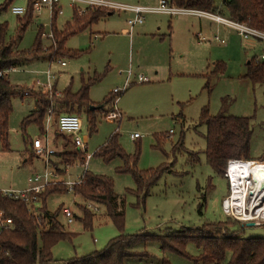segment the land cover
I'll list each match as a JSON object with an SVG mask.
<instances>
[{
  "label": "rangeland",
  "instance_id": "374dc122",
  "mask_svg": "<svg viewBox=\"0 0 264 264\" xmlns=\"http://www.w3.org/2000/svg\"><path fill=\"white\" fill-rule=\"evenodd\" d=\"M7 1L0 0V5ZM111 1L124 6L156 7L160 0ZM24 5L23 0H15L13 3V6ZM60 6L63 11L57 18L60 32L72 22L75 11L82 17L96 9L88 8L85 13L79 12L78 9L74 10L70 0H60ZM77 7L85 8L80 4ZM220 15L228 18L225 9ZM145 17L146 32L142 29L144 25L138 26L132 36L127 37L123 30L127 29V22L133 15L124 11L111 13L69 39L66 48L81 52L78 59L54 62L39 60L7 73L11 83L26 91L25 97L30 93L36 98V94L41 92L48 94L57 90L62 94L71 86L78 91L82 77L87 80L88 74L96 71L94 74L101 75V79L90 91V99L96 103L110 98L114 89H123L126 82H129V87L121 95L117 105L121 114L119 121L99 119L98 132L91 134L86 116L77 115L83 122L82 136L89 139L87 154L91 159L85 160L87 164L67 166L63 163L59 157L61 154L73 155L78 152L84 158L86 156L75 149L70 138L60 135V141L66 146L64 149H56L52 167L57 178L53 185L66 187L64 193L48 197L45 211L51 216L59 212L57 219L64 231L75 236L61 241L53 248L54 264H66L75 258L101 251L119 235L117 227L103 207L92 204L90 209V202L69 191L66 183L78 182L87 171L113 179L119 200H125L123 209L126 235H174L184 228H200L210 223L241 222L236 211L234 217H228L223 211V201L230 194L229 184L225 175L224 178L216 175L207 163L204 154L207 129L199 125V119L206 107L211 116L251 118L254 131L251 159L259 160L264 152V83H254L246 76L248 63L261 55L262 48L245 42L235 30L206 18L155 14ZM18 18L11 9L0 12V29L2 25L8 26L7 40L16 36ZM52 19L47 11L35 14L18 49L31 50L40 29L44 33L43 49H50L53 46L50 38ZM222 41L226 44H222ZM62 62L66 63V67H62ZM217 66L222 67V70H218ZM48 73L55 75L51 91H46L49 84ZM141 78L145 82H140ZM113 104L106 106L112 110L107 117L114 111ZM34 106L32 99L16 98L13 101V113L9 120V150H4L0 141V191L27 190L29 178L44 171L43 161L37 158L36 152L26 142L46 137V119L43 133L40 126L34 124L27 128L25 134L22 132V122ZM52 120L55 122L56 117L53 116ZM53 128L57 132L55 125ZM114 134L120 136L121 146L130 155L140 146L141 154L137 165L139 171L157 169L164 163L175 161L177 175L163 176L145 201L128 194L126 191H135L136 185L130 175L118 173L123 162L117 159L105 163L102 159L93 157ZM134 134H139L141 138L132 140L131 135ZM158 135L167 139L163 149L169 156L173 145L181 139L184 150L176 157L172 155L166 159L161 150L155 149ZM56 138V133L49 132L50 146L53 147ZM194 153L200 154L198 163H195V157H190ZM69 167L71 169L67 174ZM42 195L39 204L33 206L37 214L42 212ZM85 208L94 215L89 229L80 220ZM64 209H70L76 217L73 224H68ZM233 226L228 227L233 230ZM243 236L264 238V226L249 227ZM133 250L149 253V257L141 261L130 259L125 264H159L164 257L171 264H191L174 255L164 256L155 243L139 244ZM188 253L196 257L200 251L194 244H190Z\"/></svg>",
  "mask_w": 264,
  "mask_h": 264
},
{
  "label": "trees",
  "instance_id": "16d2710c",
  "mask_svg": "<svg viewBox=\"0 0 264 264\" xmlns=\"http://www.w3.org/2000/svg\"><path fill=\"white\" fill-rule=\"evenodd\" d=\"M170 5L199 10L209 13H221L222 6L228 18L233 21L248 24L249 26L264 31V0H168ZM15 0H8L0 5V12L11 9ZM90 14L78 16L75 11L72 22L65 26L60 32L57 28L58 11L52 19V42L53 46L43 49V30L40 29L33 48L29 51H20L19 44L33 21L35 16L32 5L28 7L23 18H18L16 36L7 40L8 26L2 25L0 29V141L4 150H9V120L13 113V101L16 98H24L26 91L11 83L6 73L19 69L27 64L39 60L54 62L62 59H78L81 52L71 51L66 48L70 38L83 32L100 19L109 16L111 12L105 9H92ZM218 70L222 67L217 66ZM101 75H94L87 80L82 77L81 88L74 93L73 88L68 87L61 95L53 93L36 94V109L22 122V132L25 134L30 125H38L42 133L44 121L48 111H53L56 121V141H60L62 135L57 129L60 116L85 115L89 124L91 134L98 132L99 119H105L113 103V99L106 98L102 103L95 104L90 99L92 87L100 81ZM247 79L254 83H264V65L253 61L248 63ZM27 96V95H26ZM31 96V94L29 95ZM251 118H236L225 116H211L208 107L201 112L199 125L207 129L205 140L206 150L204 154L211 169L216 175L223 177L227 165L232 160H253L251 159V142L254 131ZM53 125V126H54ZM65 136V135H62ZM72 143L73 140L70 138ZM157 144L155 149L161 150L165 158L172 155L176 157L181 153L183 141L173 145L170 156L164 151L167 139L163 135L156 136ZM138 140V139H137ZM32 142H26L31 146ZM134 154H128L120 144V136L114 134L109 141L100 148L93 157L102 159L105 163L121 160L123 167L118 170L119 174L130 175L136 185L135 191L126 192L144 199L150 195L151 189L165 175H177L174 165L164 163L157 169L139 171L137 165L141 154L138 145ZM63 163L67 166H75L78 163L85 164V158L81 153L61 154ZM191 158L200 161V154H190ZM264 161V152L259 158ZM180 175V173L178 174ZM66 187V186H65ZM65 187L51 185L42 197V212L37 219L21 201L10 199L0 195V211L3 218L12 220V225L0 232V264H54L53 248L61 241L70 240L75 234L64 231L63 225L58 221L57 212L54 216L48 214L46 209L48 197L65 192ZM73 193L86 202L96 204L105 209L107 216L111 219L119 231V235L112 239L105 249L95 251L85 257L75 258L66 264H125L127 260L141 261L149 257V253L136 252L133 249L139 244L155 243L165 255H174L189 261L191 264H264V238H246L243 236L249 226L241 222L234 224L220 222L218 224H205L200 228H184L179 234L168 235H126L125 231V200L120 199L115 192L113 179L86 172L83 181L77 185ZM126 193V194H127ZM82 221L84 227H92L94 215L87 208L83 210ZM74 218H76L74 216ZM234 225V226H233ZM228 226H233L231 230ZM194 244L200 254L196 257L188 253V246ZM159 264H171L164 257Z\"/></svg>",
  "mask_w": 264,
  "mask_h": 264
},
{
  "label": "built area",
  "instance_id": "2783aa9c",
  "mask_svg": "<svg viewBox=\"0 0 264 264\" xmlns=\"http://www.w3.org/2000/svg\"><path fill=\"white\" fill-rule=\"evenodd\" d=\"M25 5L24 6H12L11 11L13 15L17 17H23L28 10V7L32 5L35 14H40L44 11H47L54 16V13L58 11V15H62V7L60 6V0H23ZM72 6L75 9H78L79 12H84L88 8H96V9H105L111 13L116 12H128L130 14H134V18L128 20L127 25L129 28V34H132L134 29L138 26H141L145 22V16L149 14L155 15H168L170 17L180 16V15H189L198 18H206L211 20L212 22L226 26L235 30L245 42H251L253 44L259 45L261 49V55L255 58L254 62L257 64L264 65V31L259 29L253 28L245 23H240L238 21H233L230 18H226L219 13H209L203 12L199 10H191V9H184L178 8L175 6L170 5L168 0H161L159 5L156 7H133V6H124L121 4H116L111 0H70ZM77 4L85 6V8L77 7ZM52 39V35H50ZM216 40H219L216 37ZM222 44H226L224 41L221 42ZM62 66H66L65 62L61 63ZM15 71V70H12ZM55 78V75L48 73V89L46 91L52 90V80ZM140 82H145L144 79H140ZM39 88V86H35ZM129 87V82L127 81L124 88H116L112 92L113 97V113L105 118L108 121H119L121 119V114L117 109V105L121 95L126 91ZM30 93H27L29 96ZM53 111L50 109L48 111L46 117V126L48 131V126L52 121ZM58 131L65 136H69L72 138L73 143L78 151H85L87 147V142L85 138L82 136L83 133V122L82 119L77 115H62L58 119L57 123ZM47 134V133H46ZM172 134V133H171ZM140 138L139 134L131 135L132 140H137ZM32 149L36 152L37 158L42 160L44 163V171L42 173H36L32 177L29 178L28 184L29 188L27 190L19 191V190H6L0 191V195L6 196L10 199L18 200L23 202L27 205L30 212L34 214V216L39 219V215L34 210L33 206H37L40 201V195L45 192V190L56 183V178L54 174V169L52 167L51 160L54 158L56 151L50 146L48 141V136L46 135L45 138H38L37 140L32 141L31 144ZM91 156L87 154L85 157L86 161H89ZM88 163V162H86ZM248 167L251 171L247 177H242L241 181H238L241 184L242 190L239 193H243V199L239 198L238 201L234 202V190L236 180L233 177V172L238 170V167ZM256 171H255V170ZM264 170V161L261 160H232L228 163L227 170L225 173V178L228 181L230 194L229 196L223 201L222 208L224 213L228 216H235L234 211H236L240 215V220L243 223H253L255 227H262L264 226V218L257 214L260 212L264 214V191H262L259 195H251V192L255 189V178L258 175V172ZM254 170V171H253ZM237 180L239 177H236ZM83 181L81 178L76 183H66L70 192H73L74 188L77 185H80ZM237 187V185H236ZM263 199V200H262ZM235 203V204H233ZM239 203V204H237ZM236 205V207L234 206ZM92 209V203L88 206ZM99 211V209H95ZM68 224L74 223V215L70 209H64L63 211ZM253 215V216H252ZM253 217V218H252ZM12 220L3 218V213L0 211V227L1 230L7 229L12 225ZM247 224V225H248Z\"/></svg>",
  "mask_w": 264,
  "mask_h": 264
},
{
  "label": "crops",
  "instance_id": "0c3cea01",
  "mask_svg": "<svg viewBox=\"0 0 264 264\" xmlns=\"http://www.w3.org/2000/svg\"><path fill=\"white\" fill-rule=\"evenodd\" d=\"M161 1V0H160ZM159 1V2H160ZM223 7L222 6H220V10H221V12H223ZM133 15V18H134V14H132ZM165 16H168V15H165ZM168 17H170V16H168ZM175 17H177V16H175ZM130 20V19H129ZM145 21H146V19H145ZM144 25V24H143ZM143 25H141V26H143ZM144 28H145V25L142 27V29L144 30ZM135 30V29H134ZM143 32H146L145 30L143 31ZM123 34H125L127 37H129V36H132L131 34H129V28H128V25H127V29H125V30H123ZM197 36H199V35H197ZM62 67H66V66H62ZM94 73H96V71L95 72H92L91 71V73H89L88 74V78H92L95 74ZM6 77H7V73H6ZM8 78V77H7ZM26 88V87H25ZM33 88V87H32ZM31 88V89H32ZM81 88V87H80ZM80 90V89H79ZM78 90V91H79ZM78 91H75L74 89H73V92L74 93H76V92H78ZM56 93H57V95H61V93H59L57 90H56ZM112 96V93L110 94V97ZM21 100H26V99H32L33 100V102H34V104H35V106H34V109L32 110V111H34L35 109H36V99L31 95V96H26V97H22V98H20ZM92 101V100H91ZM93 103H95V104H99V103H96V102H94V101H92ZM31 111V112H32ZM31 112H30V114H31ZM29 114V115H30ZM28 115V116H29ZM27 116V117H28ZM54 120H52L51 121V123H50V125L48 126V131H46L45 133H47L46 135L48 136V141H49V132H55L54 131V128H53V125H52V122H53ZM47 128V127H46ZM57 129H58V127H57ZM66 137H68V138H71V137H69V136H66ZM141 138V137H140ZM139 138V139H140ZM85 140H86V142H88L89 141V139L88 138H85ZM32 142V141H31ZM49 144H50V141H49ZM73 144V146L75 147V145H74V143H72ZM66 146V144L64 143V142H62V141H54V145H53V149L55 150V151H57L56 149H64V147ZM87 146H88V144H87ZM75 149H76V147H75ZM80 152V151H79ZM82 152V151H81ZM87 152H88V147H86V150L85 151H83V153H84V155L85 156H87ZM53 162H54V158L51 160V163L53 164ZM85 164H87L86 162H85ZM84 166V165H83ZM70 169H71V167H69V169H68V171H67V174L69 173V171H70ZM85 172V171H84ZM66 174V175H67ZM83 175H84V173L82 174V176L79 178V180L81 179V178H83Z\"/></svg>",
  "mask_w": 264,
  "mask_h": 264
},
{
  "label": "bare ground",
  "instance_id": "6f19581e",
  "mask_svg": "<svg viewBox=\"0 0 264 264\" xmlns=\"http://www.w3.org/2000/svg\"><path fill=\"white\" fill-rule=\"evenodd\" d=\"M255 170V169H254ZM253 170V171H254ZM257 170V169H256ZM255 170V171H256ZM261 170V169H260ZM261 171H264V170H261ZM233 172V177L235 178V180H236V185H237V187H236V185H235V190H234V196H233V200H234V202H236V201H238V199L239 198H241V199H243V197H244V195H243V193H239L241 190H242V188L243 187H241V184L238 182V181H241V178H240V176H242V177H247L249 174H250V170L248 169V167H241V166H239L238 167V170H235V171H232ZM240 175V176H239ZM236 177H239V179L237 180V178ZM264 196V195H263ZM263 200V199H262ZM233 204H235V203H233ZM237 204H239V203H237ZM235 207H236V205H234ZM257 214H260V216H262V218H264V214H261L260 212H258ZM253 216V215H252ZM253 218V217H252Z\"/></svg>",
  "mask_w": 264,
  "mask_h": 264
},
{
  "label": "water",
  "instance_id": "95a60500",
  "mask_svg": "<svg viewBox=\"0 0 264 264\" xmlns=\"http://www.w3.org/2000/svg\"><path fill=\"white\" fill-rule=\"evenodd\" d=\"M262 191H264V171H259L255 178V189L251 192V195H259ZM248 226L254 227V224L250 223Z\"/></svg>",
  "mask_w": 264,
  "mask_h": 264
}]
</instances>
